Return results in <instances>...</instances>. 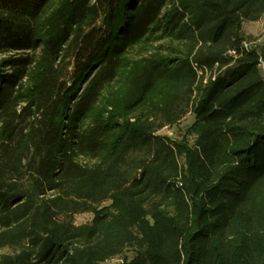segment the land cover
<instances>
[{
    "label": "trees",
    "instance_id": "obj_1",
    "mask_svg": "<svg viewBox=\"0 0 264 264\" xmlns=\"http://www.w3.org/2000/svg\"><path fill=\"white\" fill-rule=\"evenodd\" d=\"M263 17L264 0H0V264H264V43L243 30Z\"/></svg>",
    "mask_w": 264,
    "mask_h": 264
},
{
    "label": "rangeland",
    "instance_id": "obj_2",
    "mask_svg": "<svg viewBox=\"0 0 264 264\" xmlns=\"http://www.w3.org/2000/svg\"><path fill=\"white\" fill-rule=\"evenodd\" d=\"M243 30L246 35L249 36V44L251 46L264 43V17L261 20L255 22L246 21L243 24ZM165 43H167L166 40L142 41L141 43L132 47L127 56L131 59H138L144 55H148L150 52L156 50L159 45ZM193 121L194 115L189 113L175 125L162 129L160 134H166L175 139H182L186 135L187 129ZM190 142L193 143L192 138H190ZM107 204L108 203H105V205ZM93 216L94 215L91 212L79 213L75 216V222L76 224L88 223L93 219ZM127 254L129 256L133 255L131 251H128ZM121 261L122 257H116L107 259L106 261L102 262V264H120Z\"/></svg>",
    "mask_w": 264,
    "mask_h": 264
},
{
    "label": "built area",
    "instance_id": "obj_3",
    "mask_svg": "<svg viewBox=\"0 0 264 264\" xmlns=\"http://www.w3.org/2000/svg\"><path fill=\"white\" fill-rule=\"evenodd\" d=\"M247 45V44H246Z\"/></svg>",
    "mask_w": 264,
    "mask_h": 264
}]
</instances>
